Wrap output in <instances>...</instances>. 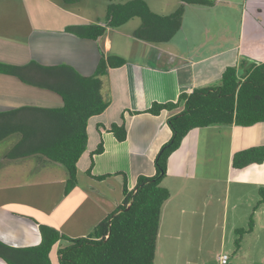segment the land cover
<instances>
[{
	"label": "crops",
	"instance_id": "1",
	"mask_svg": "<svg viewBox=\"0 0 264 264\" xmlns=\"http://www.w3.org/2000/svg\"><path fill=\"white\" fill-rule=\"evenodd\" d=\"M83 1L0 0L2 63L69 65L89 76L101 50L125 59L123 65L108 67L109 106L88 120L87 149L77 162V185L70 192L65 191L67 172L59 169L61 163L40 153L22 155L21 133L0 141V240L10 246L39 244L40 224L71 237L87 235L122 203L123 174L130 190L139 175L155 174V157L172 136L167 120L182 107L153 115L144 111L153 101H176L182 92L215 84L225 68L237 65L243 56L264 62V0H214L212 5L158 0L157 7L169 9L157 13L185 9L181 30L161 44L136 38L141 22L126 29L131 21L108 27L96 40L77 36L67 28L103 22L108 3L98 1L90 13ZM219 6L227 12L241 9L235 41L216 48L211 37L206 43L192 30L190 18L197 9ZM224 22L232 21L227 17ZM40 81L35 68L28 80L0 72V114L61 106L62 98L35 83ZM123 115L127 138L118 141L108 128ZM101 141L104 151L92 158ZM259 145H264V122L197 127L186 135L168 159L163 185L170 197L162 208L154 264H208L209 258L221 264V253L229 254L227 264H264V201L257 206L264 188V163L242 169L232 164L236 151ZM106 174L110 176L95 177ZM251 215L254 229L241 237L236 249V229L247 228ZM62 246L59 242L51 251V264H60ZM0 264L8 263L0 257Z\"/></svg>",
	"mask_w": 264,
	"mask_h": 264
},
{
	"label": "trees",
	"instance_id": "2",
	"mask_svg": "<svg viewBox=\"0 0 264 264\" xmlns=\"http://www.w3.org/2000/svg\"><path fill=\"white\" fill-rule=\"evenodd\" d=\"M78 1V0H65ZM190 4H208L213 0H183ZM185 9L181 6L170 14L154 12L145 0L111 2L101 23H82L69 26L77 36L98 39L108 27L118 28L138 17L141 25L134 36L152 44L171 41L181 30ZM125 59L106 55L101 50L94 74L85 76L69 65L44 66L31 62L18 66L0 62V72L28 80L35 68L45 89L60 94L63 104L58 107H23L0 114V141L12 133H21L22 155L40 153L61 163L67 172L66 192L77 185V162L87 149V125L90 117L101 114L109 106L104 93L108 67L123 65ZM182 109L168 118L171 138L162 145L155 157V174L139 175L134 189H129L123 174V201L87 235L71 237L46 224H40L41 241L37 245L14 247L0 240V257L8 264H51V251L59 242L60 264H154L157 251L161 214L170 197L163 185L167 175L168 159L194 128L222 125L253 126L264 122V62L243 56L237 65L225 68L215 84L182 92L176 101H153L144 110L159 115L163 110ZM131 114L141 111H129ZM100 127V125H98ZM108 130L118 141L127 138L124 115ZM104 151L101 141L91 152ZM93 160V159H92ZM264 163V145L236 151L232 164L242 169ZM93 161L88 173H91ZM110 174L95 176L103 179ZM264 201L260 189L257 206ZM254 218L250 216L247 228L236 229L238 249L241 237L253 231Z\"/></svg>",
	"mask_w": 264,
	"mask_h": 264
},
{
	"label": "rangeland",
	"instance_id": "3",
	"mask_svg": "<svg viewBox=\"0 0 264 264\" xmlns=\"http://www.w3.org/2000/svg\"><path fill=\"white\" fill-rule=\"evenodd\" d=\"M81 1V0H80ZM99 1V2H98ZM108 1L107 6L111 2H116L115 0H104ZM146 1V0H145ZM158 0H154L149 4L150 8L155 12L158 10L163 9V11H167L169 8L163 7L159 8L156 6V2ZM84 4H88L87 9L92 12V9L95 8V5L97 2L98 4H101L102 0H87L83 1ZM214 2V0H213ZM213 4V3H212ZM211 4V5H212ZM208 5V4H207ZM222 6V5H221ZM170 8H172V5H169ZM96 9V8H95ZM107 9V7H106ZM241 9V8H240ZM237 7H232L231 12H227L225 8L214 7L211 9H197L196 13L190 18L193 26H195L192 30H196L200 36H202V39H204L207 43L206 38L209 36L211 37L212 43L216 44V48L221 47H228L229 44H232L235 41V33L238 31L239 24L235 23V21L238 18V12L239 10ZM106 13V11H105ZM88 14V13H87ZM90 15V14H89ZM229 18L231 23H225L224 21L226 18ZM131 22L126 25V29H130L131 27L136 26L138 23L141 22V19L138 17H135L130 20ZM107 83L104 87V93L106 94L107 89ZM51 92H55L51 90ZM59 98H61L60 94L55 92ZM59 169H63L66 171L64 166L58 165ZM211 253L215 249V246H211ZM264 248H262L263 250ZM210 256V254H209ZM52 259L54 261L55 257L52 256ZM208 264H216L213 261V258H209Z\"/></svg>",
	"mask_w": 264,
	"mask_h": 264
},
{
	"label": "built area",
	"instance_id": "4",
	"mask_svg": "<svg viewBox=\"0 0 264 264\" xmlns=\"http://www.w3.org/2000/svg\"><path fill=\"white\" fill-rule=\"evenodd\" d=\"M219 260L221 264H227L229 260V254L227 253H221L219 256Z\"/></svg>",
	"mask_w": 264,
	"mask_h": 264
}]
</instances>
